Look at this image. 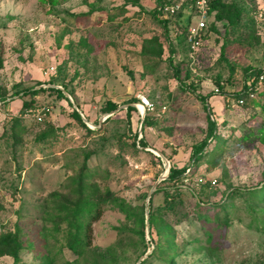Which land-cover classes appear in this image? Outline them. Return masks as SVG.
<instances>
[{
	"label": "rangeland",
	"instance_id": "1",
	"mask_svg": "<svg viewBox=\"0 0 264 264\" xmlns=\"http://www.w3.org/2000/svg\"><path fill=\"white\" fill-rule=\"evenodd\" d=\"M124 1L0 0V233L14 232L24 248L15 263L1 255L0 264H69L76 256L66 246L62 205L72 206L79 192L102 200L105 190L144 204L171 164L186 167L179 184L198 195L185 191L182 210L192 213L199 200L203 212L222 217L215 204L226 203L229 216L228 225L205 226L194 215L172 221L184 250L172 262L264 264V217L252 219L248 200L230 195L264 183V87L244 105L234 98L247 68L264 69V20L251 19L253 0H223L242 7L239 25L230 29L210 16L214 29L207 22L191 61L175 22L181 16L164 27L150 13L157 0H138L140 7ZM151 37L160 41V55L142 53ZM49 87L62 88L72 102ZM108 100L117 107L103 111ZM73 105L89 130L71 116ZM212 120L220 137L207 148H217L216 162L210 155L193 165L192 152L209 138ZM154 192L156 210L163 194ZM102 208L91 225V245L99 249L115 240L124 221L117 210ZM199 225L210 231L209 245L188 242L189 234L205 239ZM146 264L166 261L156 254Z\"/></svg>",
	"mask_w": 264,
	"mask_h": 264
},
{
	"label": "trees",
	"instance_id": "2",
	"mask_svg": "<svg viewBox=\"0 0 264 264\" xmlns=\"http://www.w3.org/2000/svg\"><path fill=\"white\" fill-rule=\"evenodd\" d=\"M49 3L54 4L55 0H44ZM164 0H157V4L153 10L150 11L152 16L158 21H160L164 27L166 26L169 19L174 16L180 17L177 19L176 25L179 26L182 31L178 34L184 35V40L186 42V30L190 23V13L187 9H182L174 14H165L161 10V5ZM250 9L251 19L256 23V19L253 16L254 3ZM131 3L140 7L138 0H125L124 5ZM243 10L241 6H236L233 2L226 3L223 0H209V15L213 16L216 21L225 20L230 29L237 28L240 23L241 14ZM210 21V20H209ZM213 21V19L211 20ZM210 23V22H209ZM211 27L214 25L210 23ZM207 29V28H206ZM212 29H214L212 27ZM206 31V30H205ZM179 36V35H178ZM187 43V42H186ZM161 43L156 37L146 38L143 40L142 53L145 55L157 56L161 54ZM188 49V44H187ZM222 54V52H221ZM245 75L248 77L240 90L234 93V98H243L244 105L247 100H253L249 98V93L254 92V95L260 93L259 88L256 89L258 84V76L263 71L262 68H247L245 70ZM63 89L67 90L66 86L61 84ZM220 87V86H219ZM44 88H40L43 90ZM51 91H54L57 96L64 98V94L61 88L49 87ZM38 90L25 89L26 94H36ZM211 95V94H210ZM2 99L0 94V100ZM136 99L132 98V102ZM27 106H31V102H26ZM117 107V104L108 100L105 106L102 107L103 111H112ZM128 110L135 109L134 106L129 105ZM150 111V110H149ZM71 116L76 121L80 122L83 127L89 130L86 125L82 122V118L75 109L72 110ZM17 118L15 119V126L13 127L14 135L16 134L15 127L20 126L17 124ZM218 124L215 120L211 121V130L209 133V138L202 141L200 144L196 145L192 152V164H197L206 157L211 155L212 162L215 163L217 159L216 151L217 148L211 147L207 148L209 143H217L219 141ZM43 133L42 136H45ZM243 137V136H242ZM245 137V136H244ZM135 144V140L133 141ZM138 144L143 146L145 142L142 138H139ZM222 147V146H221ZM220 148V147H219ZM220 154V151H219ZM186 167H177L175 164H171L165 179L161 180L163 186H157L154 193L162 192L163 200L159 204L156 210L152 209L151 199L148 202L149 209V235L151 239L146 240L145 237V216H144V204L133 205L128 202L125 198L116 196L109 190H105L102 200H96L90 196L83 195L79 192L77 200L72 206H67L66 208L62 205V209L65 210L62 218L67 222V248L76 256L69 264H129V261L133 254H136V258L143 254L149 242L154 244L152 252L147 256L148 258L159 254L164 258L166 264H174L172 260L179 255L182 251V245L177 239V232L175 229V224L172 221H182L187 219L190 215L195 216V220L202 221L205 223H216V224H226L229 223V216H227L226 203H217L220 210L224 213L222 217L218 214L210 216L207 212L202 211V207L199 205V200H196V208L190 213L188 210H182L180 206L183 204V196L185 191L192 197L196 198L198 195L192 188L185 189L179 181L185 175L184 172ZM79 188H77L78 190ZM81 190V189H79ZM230 195L242 196L245 201V206L248 208V212L252 215V219L257 220L259 216L264 217V209H255V206L264 203V183L253 189H239L234 188ZM228 200V198H227ZM105 204L106 207L110 209H115L121 213L124 217L123 224L116 227L115 240L103 249L96 248L91 245V225L97 220L103 211L102 205ZM61 209V210H62ZM167 216L169 218H167ZM222 218V221L221 219ZM220 219V220H219ZM203 225H199L202 230L203 240L197 234H189V243L193 245L206 246L210 243V231L204 229ZM155 231L157 239L154 240L152 237V231ZM197 233V231L195 232ZM22 241L17 234L12 231L6 230L0 233V256L6 255L10 256L14 263L20 259V253L23 250ZM134 257V258H135ZM141 260L139 264H146L148 258Z\"/></svg>",
	"mask_w": 264,
	"mask_h": 264
},
{
	"label": "built area",
	"instance_id": "3",
	"mask_svg": "<svg viewBox=\"0 0 264 264\" xmlns=\"http://www.w3.org/2000/svg\"><path fill=\"white\" fill-rule=\"evenodd\" d=\"M253 16L256 21L264 20V0H255ZM161 10L165 14H174L182 9H187L190 13V23L186 30V42L188 44V54L191 61L194 60V55L200 46L201 38L207 28L209 22V0H171L163 2ZM196 17L195 23L191 19ZM264 87V69L258 76V84L256 89ZM254 97V92L249 93V98ZM243 98L235 99L236 105H242ZM148 110H153V107L148 102H143Z\"/></svg>",
	"mask_w": 264,
	"mask_h": 264
},
{
	"label": "water",
	"instance_id": "4",
	"mask_svg": "<svg viewBox=\"0 0 264 264\" xmlns=\"http://www.w3.org/2000/svg\"><path fill=\"white\" fill-rule=\"evenodd\" d=\"M60 88V87H58ZM62 89V88H61ZM63 90V89H62ZM63 93L65 94V96L72 102L71 98H70V95L65 91L63 90ZM75 110L77 112H79L81 118L83 120H85V118L83 117L82 113L79 111L78 107L76 105H73ZM157 155H161V153H156ZM165 159V166L167 165V168H169V161ZM167 174H162L161 176H159L158 180L156 181V183L150 188L149 192L146 194V197H145V201H144V216H145V221H144V224H145V228H144V232H145V236L149 238V209H148V202H149V199L150 197L152 196L153 192L156 190V184L158 182H160L161 180L165 179ZM153 248V245L151 247V249L147 250L143 255H141L137 261H136V264H139L141 262V260H143L144 258H146L150 253H151V250Z\"/></svg>",
	"mask_w": 264,
	"mask_h": 264
},
{
	"label": "bare ground",
	"instance_id": "5",
	"mask_svg": "<svg viewBox=\"0 0 264 264\" xmlns=\"http://www.w3.org/2000/svg\"><path fill=\"white\" fill-rule=\"evenodd\" d=\"M140 105V104H139ZM142 107V105H140ZM143 108V107H142Z\"/></svg>",
	"mask_w": 264,
	"mask_h": 264
}]
</instances>
